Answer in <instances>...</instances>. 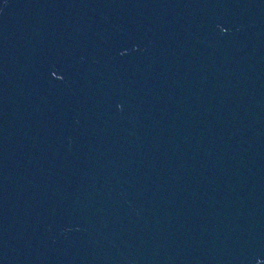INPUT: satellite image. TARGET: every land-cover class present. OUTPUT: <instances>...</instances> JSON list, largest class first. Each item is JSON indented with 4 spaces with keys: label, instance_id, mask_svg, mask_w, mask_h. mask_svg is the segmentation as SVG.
I'll use <instances>...</instances> for the list:
<instances>
[{
    "label": "water",
    "instance_id": "obj_1",
    "mask_svg": "<svg viewBox=\"0 0 264 264\" xmlns=\"http://www.w3.org/2000/svg\"><path fill=\"white\" fill-rule=\"evenodd\" d=\"M0 264H264V0H0Z\"/></svg>",
    "mask_w": 264,
    "mask_h": 264
},
{
    "label": "snow or ice",
    "instance_id": "obj_2",
    "mask_svg": "<svg viewBox=\"0 0 264 264\" xmlns=\"http://www.w3.org/2000/svg\"><path fill=\"white\" fill-rule=\"evenodd\" d=\"M54 74V73H53Z\"/></svg>",
    "mask_w": 264,
    "mask_h": 264
}]
</instances>
